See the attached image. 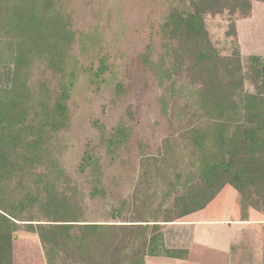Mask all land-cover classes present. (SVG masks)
I'll use <instances>...</instances> for the list:
<instances>
[{
    "label": "trees",
    "instance_id": "1",
    "mask_svg": "<svg viewBox=\"0 0 264 264\" xmlns=\"http://www.w3.org/2000/svg\"><path fill=\"white\" fill-rule=\"evenodd\" d=\"M252 1L264 2L167 0L157 28L159 49L149 38L136 61L160 91L156 100L168 134L152 156L141 141L135 143L140 172L131 197L94 222L85 199H106L102 163L84 151L78 165L83 194L62 164V135L81 78L96 86L110 72L103 35L75 32L61 0H0V264H13L21 230L37 237L45 264L185 260L187 250L168 246L164 230L204 210L226 186L239 196L241 221L249 209L264 212V59L248 56L244 70L238 48L222 57L205 25L209 14L247 16ZM76 43L91 59L87 67L70 55ZM35 65L50 72L54 83L31 85ZM111 89L117 102L125 100L121 81ZM134 116L127 104L116 127L98 128L105 155L118 157L131 144ZM26 177L33 178L30 188L22 184ZM14 182L27 188L22 195L14 194Z\"/></svg>",
    "mask_w": 264,
    "mask_h": 264
},
{
    "label": "rangeland",
    "instance_id": "2",
    "mask_svg": "<svg viewBox=\"0 0 264 264\" xmlns=\"http://www.w3.org/2000/svg\"><path fill=\"white\" fill-rule=\"evenodd\" d=\"M63 11L69 19L71 28L77 32L98 30L104 38L107 64L110 72L96 86H90L84 77L78 82L68 103L70 127L62 135L65 150L62 164L73 183L86 194L84 175L78 171V165L86 149L99 157L104 171V201L85 199V207L90 221L102 222L112 204L129 199L134 189L137 174L140 172L135 143L141 141L147 147V156L156 154L157 147L168 134V122L159 110L157 98L160 94L155 81L142 71L136 61L140 53L149 44L159 49L157 28L166 14L167 0H61ZM205 25L214 48L222 57H228L235 47L238 48L242 65L247 67L246 59L250 55L264 59V2L252 1L247 16L238 12H223L207 15ZM70 55L83 67L90 60L74 44ZM91 54V52H89ZM41 79L54 83L50 72L35 65L31 69L29 83L34 85ZM121 81L127 95L124 101L117 102L112 93V85ZM246 89L251 87L246 84ZM131 105L135 116L130 122L133 127L131 144L120 152L118 157L105 155L99 145L98 128L110 131L124 119V110ZM32 177L22 180L27 188L32 185ZM11 184L15 195H22L27 188ZM12 193V192H11ZM168 246L177 247L178 229L164 230ZM13 264H45L43 250L37 237L21 230L13 242ZM236 264H264V242L245 240L232 248Z\"/></svg>",
    "mask_w": 264,
    "mask_h": 264
},
{
    "label": "crops",
    "instance_id": "3",
    "mask_svg": "<svg viewBox=\"0 0 264 264\" xmlns=\"http://www.w3.org/2000/svg\"><path fill=\"white\" fill-rule=\"evenodd\" d=\"M247 220H240L239 196L224 187L204 210L172 223L178 229V248L187 250L185 260L146 258L145 264H236L234 246L245 240L264 242V212L249 209Z\"/></svg>",
    "mask_w": 264,
    "mask_h": 264
}]
</instances>
